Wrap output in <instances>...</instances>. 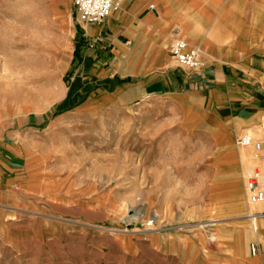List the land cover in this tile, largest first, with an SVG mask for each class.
<instances>
[{"label": "rangeland", "instance_id": "obj_1", "mask_svg": "<svg viewBox=\"0 0 264 264\" xmlns=\"http://www.w3.org/2000/svg\"><path fill=\"white\" fill-rule=\"evenodd\" d=\"M83 29L71 0H0V157L12 146L29 178L24 193L0 194V264H112L127 235L202 234L218 245L207 231L245 217L204 213L224 190L203 131L183 129L195 116L180 121L160 101L116 109L122 89L77 68ZM215 147L221 161L235 151ZM124 245L139 256L138 243Z\"/></svg>", "mask_w": 264, "mask_h": 264}, {"label": "crops", "instance_id": "obj_2", "mask_svg": "<svg viewBox=\"0 0 264 264\" xmlns=\"http://www.w3.org/2000/svg\"><path fill=\"white\" fill-rule=\"evenodd\" d=\"M175 30L201 51L202 68H180L172 59L169 47ZM78 39L77 68L84 80L114 83L122 89L116 109L130 102L143 108L149 101H160L174 104L180 121L184 112L195 116L193 124L183 129L203 131L213 148L208 156L211 180L219 178L224 190L220 199L212 196L205 203L204 213L245 217L233 222L234 230L207 231L218 245L202 234L159 242L123 236L117 246L121 253L110 258L112 264H264V217H260L264 204L248 206L243 187L246 170L264 171V160L258 157L259 163L250 164L253 151L235 146L236 139L257 128L264 117V0H123L105 22L84 26ZM93 67L100 69L98 76ZM215 145L227 151L232 145L235 151L232 156L224 154L227 158L221 161ZM8 152H13L12 146L3 144L2 196L24 193L29 186L28 175ZM209 190L213 195L219 189ZM128 242L139 244L138 257L127 252ZM251 244L259 245L256 256L250 255Z\"/></svg>", "mask_w": 264, "mask_h": 264}, {"label": "built area", "instance_id": "obj_3", "mask_svg": "<svg viewBox=\"0 0 264 264\" xmlns=\"http://www.w3.org/2000/svg\"><path fill=\"white\" fill-rule=\"evenodd\" d=\"M122 1L71 0L76 22L83 26L105 22L111 12L119 8ZM169 54L180 68L193 71L204 66V63L201 61V51L196 47L189 46L179 36L177 30L174 31L169 47ZM235 146L239 149L250 148L257 157L264 160V117L257 128L237 138ZM243 187L248 206L264 204V171L258 167L248 168L243 177ZM260 217H264V214H261ZM249 252L250 255L256 256L259 252V245L251 244Z\"/></svg>", "mask_w": 264, "mask_h": 264}, {"label": "bare ground", "instance_id": "obj_4", "mask_svg": "<svg viewBox=\"0 0 264 264\" xmlns=\"http://www.w3.org/2000/svg\"><path fill=\"white\" fill-rule=\"evenodd\" d=\"M163 110V109H162ZM111 121V120H110ZM140 213V212H139ZM146 212H145V210H144V212H143V210H142V213L140 214V217L138 216V218L140 219L142 216L144 217V214H145ZM156 216V215H155ZM136 217V216H135ZM142 217V218H143Z\"/></svg>", "mask_w": 264, "mask_h": 264}]
</instances>
